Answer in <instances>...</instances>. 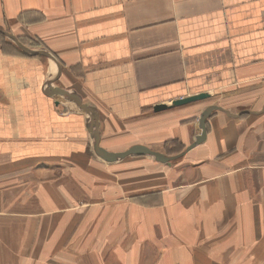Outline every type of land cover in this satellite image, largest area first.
Masks as SVG:
<instances>
[{
  "label": "crops",
  "instance_id": "crops-1",
  "mask_svg": "<svg viewBox=\"0 0 264 264\" xmlns=\"http://www.w3.org/2000/svg\"><path fill=\"white\" fill-rule=\"evenodd\" d=\"M61 91L79 96L90 111ZM204 92L209 96L154 110ZM213 107L219 108L206 119V136L195 144L202 116ZM94 116L102 148L145 145L176 158L108 162L93 150ZM92 164L120 171L115 192L97 200L101 215L107 194L162 192L157 204L130 205L129 216L121 205L112 207L99 244L121 241L120 247L88 264H140L143 252L121 248L118 236L127 230L131 239L149 238L151 247L160 243L162 264L202 252L211 264H224L231 244L263 263L264 0H0V264H42L62 241L44 240L43 226L62 236L71 227L70 210L92 206L89 192L75 207L59 206L75 182L80 187L77 176L91 178ZM125 164L146 171L131 166L141 179L132 175L129 189L121 182ZM178 164L182 182L172 174ZM203 244L205 250L196 246ZM152 255L147 264H154Z\"/></svg>",
  "mask_w": 264,
  "mask_h": 264
},
{
  "label": "rangeland",
  "instance_id": "rangeland-1",
  "mask_svg": "<svg viewBox=\"0 0 264 264\" xmlns=\"http://www.w3.org/2000/svg\"><path fill=\"white\" fill-rule=\"evenodd\" d=\"M60 89H62L60 87ZM74 101V100H71ZM76 102V101H75ZM168 153L170 154H175L181 151V148L178 149H165ZM179 155V154H178ZM110 161H115V159H110ZM179 165V166H178ZM174 166V171H172V174L177 177L176 181L177 182H182L178 181L180 179V176L182 174V169L183 165L178 164ZM77 166V165H76ZM76 166L74 164L70 165V172L76 173L74 169H76ZM132 166V171H137L138 174L140 173H145L142 169L141 166L136 165V164H125L122 165L121 169L123 170V173L121 177L123 176V181L122 184L124 187L129 189L131 186L129 180L132 175H136L137 173L131 174L130 169ZM74 168V169H73ZM104 166L92 164L90 167L91 169V178L85 179L82 181L80 178L81 176H77V178L82 182L81 184L79 183L80 187H77V183L75 182L72 185V190H70V199L67 197L64 199L63 197H59V206L60 207H75L78 202H81L83 198V192H89L91 193V196L88 198V200L92 203V206L89 209H85V212H78L75 213V209L70 210V216H68L67 221H71V227H67L64 229V233L62 236L54 234L53 230L48 226V224L44 225L48 219H45L43 221V229H42V236L44 240H62L59 244H54V246L51 247L52 250L50 252L46 253V258L44 261H42V264H88L93 260H103L105 257H113L118 251L120 247V243L116 241L114 244H107L102 247V245L99 244L100 237L103 236L104 232L108 231V227L105 224V219L106 216H110L114 211L112 207H118L122 206L119 210L122 212V215L129 216V206L138 204V205H151L152 203L157 204L158 200H160L159 196L160 193L162 192L161 190H148L146 188L142 189H137L132 191V196L128 195L125 193V196H122L119 198V196H113L109 195L107 199H110L109 203L105 202V208L103 209L102 215L99 213V211H96V207L99 205H96L97 200L101 199L102 193L101 192H108V191H113L115 192V174L116 172L120 174V171H116L115 168L110 169V171L106 172ZM82 170V169H80ZM62 172V176L66 175V170H60ZM90 172V171H88ZM156 173H158V169H156ZM137 174V178L141 179ZM89 177V175H88ZM87 177V178H88ZM183 178V177H182ZM65 181H62L64 183ZM120 182V181H118ZM139 183V181H135L133 184ZM144 183H139L138 187L142 186ZM146 185V184H145ZM147 187V186H146ZM136 189V188H135ZM125 192V191H124ZM62 193H65L63 190H60V195ZM130 193V192H129ZM134 193V194H133ZM66 194V193H65ZM19 198V197H16ZM56 199L58 198L57 196L55 197ZM159 198V199H158ZM103 199V197H102ZM104 201V200H103ZM111 203L113 205H111ZM114 204H119V205H114ZM88 208V207H87ZM89 210L93 213L88 217V215L91 213ZM74 211V212H72ZM106 212V213H105ZM67 213V212H64ZM15 213H11L10 217L15 216ZM105 214V217L103 215ZM0 215H5V214H0ZM8 215V214H7ZM60 215H66L60 213ZM85 215V216H84ZM54 216L56 214H51V219H54ZM43 218V217H42ZM89 219L91 222H93V225L91 224L89 227H86L83 225V221ZM38 224H40L41 219H38ZM63 221H66L64 218ZM88 228V229H85ZM63 230V229H60ZM86 231H90L88 234H85ZM15 232V230H14ZM128 236L125 235L123 236H118V237H123L122 241V246L124 249L125 248H130V249H139L142 253L141 256H139L140 264H147V261L144 259L147 256V253H150L153 251L154 255H152L155 258V261L153 262L154 264H162V257L165 251V249L162 247L160 243H154L151 247V241L150 239H131L132 238V232L130 230H127ZM155 233L159 234L160 236H163L162 230L155 229ZM125 234V230H124ZM41 236V239H42ZM99 236V237H98ZM158 235H156L157 237ZM35 239H39L38 236L37 238L34 237ZM131 239L125 242L124 239ZM46 242V241H45ZM199 248H203L205 250V245H196ZM219 246V245H216ZM102 247V248H101ZM154 249V250H153ZM238 247L234 244H231L230 246L227 247V251H225L226 257L228 256V259L226 258L223 262L224 264H246V262L250 261V264H260L259 260H255L253 258L254 254L253 253H248V250L246 252H243L242 250L238 253ZM15 252V251H13ZM243 253H246L244 255ZM207 254V253H206ZM248 254L251 256V260L248 259ZM201 255V256H200ZM208 255H206L202 252L197 255V257L194 260H187L186 262L183 261L180 262V264H211L212 261L208 259ZM119 259L115 260V262H118ZM177 262V261H176ZM264 264V261H261ZM222 264V262H220Z\"/></svg>",
  "mask_w": 264,
  "mask_h": 264
},
{
  "label": "water",
  "instance_id": "water-1",
  "mask_svg": "<svg viewBox=\"0 0 264 264\" xmlns=\"http://www.w3.org/2000/svg\"><path fill=\"white\" fill-rule=\"evenodd\" d=\"M19 47L21 48H25L26 47L21 43L19 42V40L17 38H13ZM60 94L59 95H64L66 98H68L69 100H74L76 101V103L78 104V106L85 110V111H90V107L87 105V104H84L80 97L77 96V95H70V93L66 92V91H61L59 92ZM209 95L207 93H199V94H194V95H191V96H188V97H185V98H180V99H175L172 101V103L170 105L168 104H156L154 106V110L155 111H160V110H164V109H167L168 107L170 106H179V105H183V104H187V103H190V102H193V101H196V100H199V99H203V98H206L208 97ZM219 107H213L212 109H210L208 111V113L204 114L202 116V121H203V131H202V135H198L195 139V144L201 142L204 137L206 136V133H207V127H206V119L208 118V116L211 114V111L214 110V109H218ZM222 109V108H220ZM94 120H92L91 122V129H92V132H93V135L95 137V144H94V153L97 155V156H100L101 158H110V159H115L116 157L117 158H125L127 156H131V155H151L153 156L156 160L158 161H161V162H169L171 160H173L174 158H176V156H166L165 154L159 152V151H156V150H153L151 148H149L148 146H145V145H135V146H132L131 148H129L128 150L124 151V152H110L104 148H102L99 144L100 142V136H99V132L97 131V127H98V123H97V117L94 116L93 117ZM96 128V130H95ZM91 152H92V149H91ZM93 154V153H91ZM95 155V156H96Z\"/></svg>",
  "mask_w": 264,
  "mask_h": 264
},
{
  "label": "bare ground",
  "instance_id": "bare-ground-1",
  "mask_svg": "<svg viewBox=\"0 0 264 264\" xmlns=\"http://www.w3.org/2000/svg\"><path fill=\"white\" fill-rule=\"evenodd\" d=\"M105 159H107V158H105ZM108 159H110V158H108ZM116 159H118V158L116 157L115 160H116Z\"/></svg>",
  "mask_w": 264,
  "mask_h": 264
}]
</instances>
